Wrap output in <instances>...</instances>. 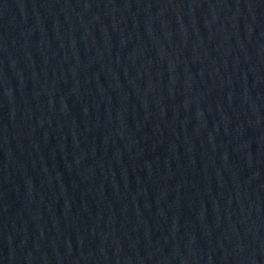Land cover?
Listing matches in <instances>:
<instances>
[{
  "label": "water",
  "instance_id": "1",
  "mask_svg": "<svg viewBox=\"0 0 264 264\" xmlns=\"http://www.w3.org/2000/svg\"><path fill=\"white\" fill-rule=\"evenodd\" d=\"M0 264H264V0H0Z\"/></svg>",
  "mask_w": 264,
  "mask_h": 264
}]
</instances>
